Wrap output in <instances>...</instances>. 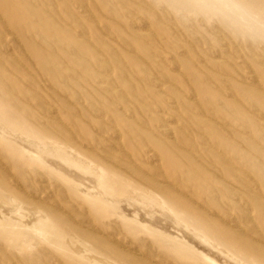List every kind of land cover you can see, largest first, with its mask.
<instances>
[{
  "label": "rangeland",
  "instance_id": "obj_1",
  "mask_svg": "<svg viewBox=\"0 0 264 264\" xmlns=\"http://www.w3.org/2000/svg\"><path fill=\"white\" fill-rule=\"evenodd\" d=\"M263 90L264 0H0V264H253ZM53 142L101 185L27 150Z\"/></svg>",
  "mask_w": 264,
  "mask_h": 264
},
{
  "label": "bare ground",
  "instance_id": "obj_2",
  "mask_svg": "<svg viewBox=\"0 0 264 264\" xmlns=\"http://www.w3.org/2000/svg\"><path fill=\"white\" fill-rule=\"evenodd\" d=\"M186 47V46H185ZM163 50H165L164 48H162ZM19 52V51H18ZM15 57V56H14ZM16 58V57H15ZM264 91V90H263ZM196 99H197V97H196ZM55 118V120H56V117H54ZM59 121V120H58ZM1 125V124H0ZM0 132H1V128H0ZM4 132V131H3ZM3 134V133H2ZM27 137V136H26ZM228 137V136H227ZM6 138V137H5ZM47 138V137H46ZM230 138V137H229ZM11 139V138H10ZM13 139V138H12ZM31 139V138H30ZM49 139V138H48ZM231 139V138H230ZM28 140V139H27ZM228 140V139H227ZM226 140V141H227ZM232 140V139H231ZM14 141V140H13ZM16 141H17V139H16ZM19 141H21V140H19ZM21 142H25V141H21ZM29 142V141H28ZM237 142H242V144H243V141L241 140H239V141H237ZM35 143H36V141H35ZM50 143V142H49ZM59 143V142H58ZM232 143V142H231ZM24 144V143H23ZM22 144V145H23ZM43 144V143H42ZM61 144V143H60ZM30 145V144H29ZM29 145H27V147H28V151L31 153V154H33L34 156H37L40 160H42L44 163H46V164H49L50 166H52V167H55L56 169H58L59 170V172H61V173H63V174H65L66 176H68L70 179H71V182H73L74 184H76V185H78V186H80V185H84V186H86L87 185V187L89 188V187H91V190L94 188V187H96L97 188V186L98 185H101V171H99V169H96V168H93L92 167V163H94V162H92L91 163V161L92 160H90V163L92 164V165H90V164H88L86 161H84V160H79V159H77V158H75L73 155H71L68 151H67V149H65L64 147H66V145L64 146V147H57L56 146V144H54V142L52 143V144H50L49 146H48V144H46L45 146H43V147H39V146H37V147H35V146H32V143H31V146H29ZM233 145L234 146H236V144L235 143H233ZM244 145V144H243ZM241 146V145H240ZM24 147V146H23ZM83 147H85V146H83ZM238 148H239V146H237ZM242 147V146H241ZM25 148V147H24ZM246 148V147H245ZM70 149H72V148H70ZM241 149V148H240ZM242 149H244V148H242ZM70 151V150H69ZM75 150L73 149V152H74ZM76 152H77V150H76ZM81 157V156H80ZM252 157V156H251ZM86 158V157H85ZM89 160V159H88ZM263 160V159H262ZM260 162V161H259ZM94 165H96V164H94ZM252 165L253 166H257V162H252ZM102 167H103V165H102ZM101 167V168H102ZM54 168V169H55ZM99 168V167H98ZM101 170V169H100ZM264 170V169H263ZM117 176L119 177L120 175H118L117 174ZM10 177V176H9ZM8 177V178H9ZM121 177V176H120ZM125 180H127V179H125ZM47 181V180H46ZM158 182V181H157ZM160 182V181H159ZM12 183V182H11ZM122 183H124L125 184V181H123ZM164 183V182H163ZM129 187V186H128ZM130 188H131V190H132V188L133 187H129L128 189L130 190ZM80 189V188H79ZM90 189V188H89ZM135 189V188H134ZM90 190V191H91ZM144 190V189H143ZM94 190H92V192H93ZM96 191V190H95ZM135 191H136V189H135ZM148 191V190H147ZM137 192V191H136ZM136 192H132L133 193V195L132 196H134V197H130L131 199H127L128 200V204L127 205H129V207L130 208H132V211H133V216H135V218L137 217V216H141V219H142V221L143 222H147V221H145V218H147L148 219V222H149V224H150V226H155V227H158V230H162V229H166L167 231H169L170 233H172L173 235H175V237L176 236H178V237H176V238H178L179 239V237H183L184 239L187 237L186 235L188 234H186L184 231H183V228L184 227H182V226H184V225H180V223H178V222H173V223H168L165 219H163V217L159 214V213H161V212H163V214H164V211H163V208H164V204H163V202L161 201V198L159 199L158 197H157V195H155L154 193L152 194L151 192V194L150 193H144V195L145 194H147L146 196H136V195H134V194H136ZM144 192H146V189L144 190ZM1 193V192H0ZM131 193V192H130ZM141 193V192H140ZM88 194V193H87ZM97 194H99L98 192H97ZM103 194V193H102ZM7 196L8 195H6V196H4L3 194H0V199H1V201H2V203H5V204H7L8 202V199H10V196L8 197V199H7ZM12 197V196H11ZM19 198V197H18ZM127 198V197H126ZM105 199V198H104ZM106 199H107V197H106ZM110 199V198H109ZM108 200V199H107ZM126 200V199H125ZM6 201V202H5ZM11 202V201H10ZM124 203V202H123ZM122 203V204H123ZM12 204V203H11ZM10 203H9V205H11ZM8 205V204H7ZM126 205H124V207H125ZM122 207V206H121ZM126 208H127V206H126ZM34 210H36V208H34L33 209V211ZM130 210V209H129ZM29 211H31V209L29 210ZM127 211V210H126ZM151 211L152 212H158V213H155V215H153V213H151ZM168 211H169V209H168ZM168 211H166L165 212V214H168L169 212ZM162 214V215H163ZM169 214H171V212L169 213ZM127 215V214H126ZM130 215H131V213H130ZM132 215H131V218H132ZM133 219H134V217H133ZM139 221V220H138ZM137 221V222H138ZM163 221H165L166 223H167V225L169 226V228L165 225V222H163ZM231 221V220H230ZM141 222V221H140ZM158 223L159 222V224H161V225H163L162 227H159V226H156L157 224H155V223ZM230 223V222H229ZM232 223V222H231ZM145 224V223H144ZM146 224H148V223H146ZM229 225V224H228ZM234 225V224H233ZM232 227V226H231ZM159 228H161V229H159ZM234 228H235V225H234ZM192 230V229H191ZM259 231V230H258ZM162 232H163V230H162ZM166 232V231H165ZM86 235H88V234H86ZM191 235V234H190ZM198 235H199V233H198ZM193 236V235H192ZM201 236V235H200ZM187 240H190V241H192V242H195V243H199V244H201L202 246H205V241H204V238L203 237H191L190 238V236H188V238H186ZM98 240V239H97ZM96 240V241H97ZM91 241V240H90ZM100 241V240H99ZM111 241V240H110ZM186 241V240H185ZM189 241V242H190ZM208 242L209 241H207V243L206 244H208ZM258 242H259V244H262L263 243V239H258ZM100 243H101V241H100ZM115 243V242H114ZM105 245V247L107 246V244H103V246ZM102 246V245H101ZM109 246V245H108ZM111 246V245H110ZM195 246V245H194ZM201 246V247H202ZM208 245H206V247H207ZM210 246V245H209ZM208 246V247H209ZM200 247V246H199ZM207 247V248H208ZM108 248V247H107ZM117 248V247H116ZM206 248V249H207ZM216 248V247H215ZM109 249V248H108ZM112 249L114 250V248H113V246H112ZM196 249H198V248H196ZM204 249V248H203ZM209 249V248H208ZM211 249V248H210ZM110 250H111V248H110ZM199 250V249H198ZM201 250V249H200ZM115 251H117V250H115ZM202 251V250H201ZM204 252H205V250H203ZM207 251V250H206ZM212 251V250H211ZM215 251V250H214ZM225 251V250H224ZM203 252V253H204ZM119 253V252H118ZM121 253V252H120ZM119 253V255L118 256H120L121 254ZM202 253V252H201ZM203 253H202V255H203ZM126 254V253H125ZM206 254V253H205ZM210 254H212V253H210ZM217 254V253H216ZM228 254V253H227ZM142 255V254H141ZM219 255V254H218ZM250 255H251V257L253 258V260H254V263L253 264H264V255H262V254H260L259 252H257V251H252L251 253H250ZM125 256H127V254L125 255ZM206 257H207V255H205ZM210 256H212V255H210ZM214 256H215V254H214ZM230 256V255H229ZM209 257V256H208ZM216 257V256H215ZM219 257H220V255H219ZM128 258H129V256H128ZM127 258V259H128ZM144 258V257H143ZM210 258V257H209ZM222 258V257H221ZM230 258H232V256L230 257ZM122 259H124V257H122L121 258V260ZM130 259H133V258H131L130 257ZM130 259H128V262H130ZM212 259V258H211ZM223 259H225V258H223ZM146 260V259H145ZM212 260H215V262H216V260H217V257H216V259L214 258V259H212ZM222 260V259H221ZM232 260H234V259H232ZM132 261V260H131ZM218 261L219 260H217V263H218ZM229 261H230V259H229ZM223 262V261H222ZM227 262V261H226ZM231 262V261H230ZM126 264H127V262H126ZM139 264V263H138ZM220 264V263H219ZM224 264H225V262H224ZM228 264V263H227ZM232 264H233V262H232ZM245 264V263H244Z\"/></svg>",
  "mask_w": 264,
  "mask_h": 264
}]
</instances>
